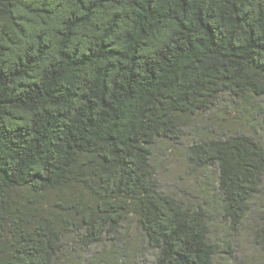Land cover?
I'll use <instances>...</instances> for the list:
<instances>
[{
    "label": "trees",
    "instance_id": "trees-1",
    "mask_svg": "<svg viewBox=\"0 0 264 264\" xmlns=\"http://www.w3.org/2000/svg\"><path fill=\"white\" fill-rule=\"evenodd\" d=\"M256 128L264 0H0V264H264Z\"/></svg>",
    "mask_w": 264,
    "mask_h": 264
},
{
    "label": "rangeland",
    "instance_id": "rangeland-1",
    "mask_svg": "<svg viewBox=\"0 0 264 264\" xmlns=\"http://www.w3.org/2000/svg\"><path fill=\"white\" fill-rule=\"evenodd\" d=\"M245 128L247 127H243V129ZM256 133L264 142V130L256 128ZM165 157L169 158L167 160H163L161 164L159 163L160 171L157 174L158 182H162L165 185L175 183L180 187L192 186L193 180L189 175L187 167L185 165V158L183 157L182 148L181 150H172V152ZM238 245L239 246L238 248H236V250L240 258L242 259L243 264H254V262L257 261V252L253 248L250 239H248L247 236H243L238 239Z\"/></svg>",
    "mask_w": 264,
    "mask_h": 264
}]
</instances>
